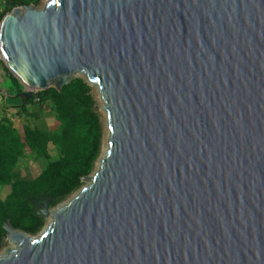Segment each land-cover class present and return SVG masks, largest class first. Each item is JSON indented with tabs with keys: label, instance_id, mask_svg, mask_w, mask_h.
<instances>
[{
	"label": "water",
	"instance_id": "obj_1",
	"mask_svg": "<svg viewBox=\"0 0 264 264\" xmlns=\"http://www.w3.org/2000/svg\"><path fill=\"white\" fill-rule=\"evenodd\" d=\"M0 50L13 97L83 73L110 130L38 239L6 222L0 264H264V0H49Z\"/></svg>",
	"mask_w": 264,
	"mask_h": 264
},
{
	"label": "trees",
	"instance_id": "obj_2",
	"mask_svg": "<svg viewBox=\"0 0 264 264\" xmlns=\"http://www.w3.org/2000/svg\"><path fill=\"white\" fill-rule=\"evenodd\" d=\"M0 10V23L14 7L34 5L42 0H5ZM6 72L3 83L7 100L20 101L19 106L3 105L0 112V188L7 187L8 194L0 196V250L3 246L4 221L32 234L37 233L44 219L34 211V200L41 195L50 198V207L68 199L84 185L102 154L103 127L95 108L93 85L84 77H75L61 90L51 86L37 91L22 101L19 95L24 86L0 60ZM33 106L32 109L30 108ZM17 108V115L37 117L49 111L57 121L53 130L33 126L29 122L15 125L7 112ZM38 107V109H35ZM58 152L57 160L49 161L35 178L22 176L19 162L23 158L50 159V148Z\"/></svg>",
	"mask_w": 264,
	"mask_h": 264
},
{
	"label": "rangeland",
	"instance_id": "obj_3",
	"mask_svg": "<svg viewBox=\"0 0 264 264\" xmlns=\"http://www.w3.org/2000/svg\"><path fill=\"white\" fill-rule=\"evenodd\" d=\"M49 0H42V3L36 7L38 9H43L45 8L47 2ZM5 0H0V10L2 11L3 8H4V5H5ZM2 61V60H1ZM4 63V62H3ZM74 78L75 77H84L86 79V76L83 74V73H75L74 75ZM91 83V82H90ZM92 84V83H91ZM7 85V82L4 84V86ZM93 85V89H92V94L94 96V99L96 101V104H95V108L96 110L98 111V114H99V121L103 127V138H102V142H103V147H102V154L100 156V158L98 159L97 161V164H96V168L94 170V172L90 175V176H87V179H85L86 177L83 178L84 180V185L78 190L76 191L75 193H73L68 199L66 200H63L62 202L58 203L56 206H52L50 207V210H49V214L44 216V223L41 227V229L35 233V234H29L30 237L34 238V239H38L51 225V223L54 221V218H53V215H52V211L53 210H59L60 208H62L63 206L67 205L68 202L73 198L75 197L79 191L86 187L87 185H89L90 181H91V178L93 177V175L95 174V172L100 168V165H101V161L103 159V157L105 156V153L108 149V141H109V137H110V130H109V122H108V114L107 112L105 111L104 109V106H105V103H104V100L100 94V91L98 89V87L94 84ZM3 86V83H0V87ZM13 105V106H19L20 105V101L14 99V100H7V98H3L1 97L0 99V108L3 106V105ZM32 105H31V109H32ZM2 109V108H1ZM35 109H38V107H36ZM14 116H17L15 114H13ZM17 119H19V123H25V122H29L31 125L33 126H38L40 128H43V129H48V130H53L57 127V121L54 119L53 117V114L49 111H44L42 113H40L37 117L33 118V117H29L27 118L25 115L24 116H19L17 117ZM16 119V120H17ZM50 159H45V158H40V159H33V158H23L20 160V164H19V168H20V171H21V174L25 177H31L33 176L34 174L37 175L44 167L45 165L49 162V161H53V160H57L59 158V155H58V152L56 150L53 149V147L51 146L50 148ZM28 172V175L25 173V172ZM26 174V175H25ZM2 194V188H0V196ZM5 196V195H4ZM4 196H1V197H4ZM16 246H12V248H15ZM3 252L0 253V257L2 256Z\"/></svg>",
	"mask_w": 264,
	"mask_h": 264
},
{
	"label": "flooded vegetation",
	"instance_id": "obj_4",
	"mask_svg": "<svg viewBox=\"0 0 264 264\" xmlns=\"http://www.w3.org/2000/svg\"><path fill=\"white\" fill-rule=\"evenodd\" d=\"M25 173L28 175L29 171L28 172H25ZM23 177H25V176H23ZM35 177H36V175L34 174L31 177H25V178H28L29 179V178H35ZM6 189H7V187H2V194H1V196H4V195L6 196L8 194V190H6ZM45 203H48L49 204V209H50V198L48 196H46V195L45 196H42L41 195L38 199L34 200V211H35L36 214H38L42 218H44V216H46L45 213H44V211H45ZM7 221L8 220L4 221V223L2 224V226H3V232H2V243H3V246H2V248L0 250V253L3 252V254L7 251V249L12 248V246H17V244L14 243L10 239L9 232H7L5 230V228H4V226H5V224H6ZM9 222H10L11 226L15 230H17L19 232H23V233H25L28 236H29V234H31L30 232H28V231H26V230H24L22 228L15 227L14 225H12L11 221H9Z\"/></svg>",
	"mask_w": 264,
	"mask_h": 264
},
{
	"label": "crops",
	"instance_id": "obj_5",
	"mask_svg": "<svg viewBox=\"0 0 264 264\" xmlns=\"http://www.w3.org/2000/svg\"><path fill=\"white\" fill-rule=\"evenodd\" d=\"M5 64V63H4ZM6 65V64H5ZM5 78H6V72L4 70V67H3V64L0 63V83H3L5 81ZM5 83H3V86L0 87V99L2 97L5 98L7 97L8 95L5 93V86H4ZM14 96V95H13ZM12 96V97H13ZM31 108V107H30ZM0 112H2V109L0 108ZM9 113V116L14 120L15 122V125H20V121L19 119H17V117H19V115H17V108L15 107H11L8 109L7 111ZM13 114L17 115V116H14ZM21 117V116H20ZM17 119V120H16ZM27 172V171H26Z\"/></svg>",
	"mask_w": 264,
	"mask_h": 264
},
{
	"label": "bare ground",
	"instance_id": "obj_6",
	"mask_svg": "<svg viewBox=\"0 0 264 264\" xmlns=\"http://www.w3.org/2000/svg\"><path fill=\"white\" fill-rule=\"evenodd\" d=\"M0 55H1V56H4V53H3V51H2V50H0Z\"/></svg>",
	"mask_w": 264,
	"mask_h": 264
}]
</instances>
